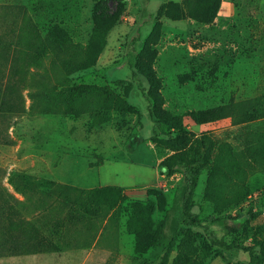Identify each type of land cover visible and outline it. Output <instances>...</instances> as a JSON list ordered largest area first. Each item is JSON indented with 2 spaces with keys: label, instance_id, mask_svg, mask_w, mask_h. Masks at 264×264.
I'll use <instances>...</instances> for the list:
<instances>
[{
  "label": "rangeland",
  "instance_id": "1",
  "mask_svg": "<svg viewBox=\"0 0 264 264\" xmlns=\"http://www.w3.org/2000/svg\"><path fill=\"white\" fill-rule=\"evenodd\" d=\"M49 151L154 182L140 198L44 183L23 156ZM197 153L194 210L253 217L224 237L264 244V0H0V264L248 263L200 235L168 242L182 219L171 167Z\"/></svg>",
  "mask_w": 264,
  "mask_h": 264
},
{
  "label": "trees",
  "instance_id": "2",
  "mask_svg": "<svg viewBox=\"0 0 264 264\" xmlns=\"http://www.w3.org/2000/svg\"><path fill=\"white\" fill-rule=\"evenodd\" d=\"M97 28L95 31L98 33L101 28ZM131 66L134 74L142 72L136 62L131 63ZM73 86L72 88H75L76 82L73 83ZM87 87L101 88L99 85H87ZM155 130L154 128L153 131L155 132ZM205 168L206 164L204 163L203 155L200 153H197L191 159H177L171 167L172 171L179 170L182 173L180 182L182 189V219L178 225L171 227V229L173 228V233L169 237V244L174 245L178 242L181 249H195L197 235H200L204 243L217 247L221 257L230 263L240 251H245L249 254V261L246 264H264V244L262 242L255 241L247 244L238 239L227 241L224 237V234H233L240 231L244 224L253 217L247 218L242 213L219 217H201L194 210L197 204L195 193L199 185L200 176L205 171ZM28 175L32 177V175ZM39 180L49 184L56 183L51 182L53 180L47 178H39ZM165 224L163 219L159 226L155 245H160L162 240L169 236L164 231ZM221 233L223 234L221 235Z\"/></svg>",
  "mask_w": 264,
  "mask_h": 264
},
{
  "label": "crops",
  "instance_id": "3",
  "mask_svg": "<svg viewBox=\"0 0 264 264\" xmlns=\"http://www.w3.org/2000/svg\"><path fill=\"white\" fill-rule=\"evenodd\" d=\"M31 155L32 156H30V154H26L23 156V159L28 160L26 165H22V168L25 169L26 172L34 176L37 175L38 177L53 180L56 182V184L63 183L78 189L89 190L95 187L116 185L124 187L126 193L132 197L140 198L133 192L139 189H146L147 191V188L154 182V173L157 179L158 177L160 178V171L158 168H155L154 172V167L151 164H147L145 162L137 161L135 163L142 167L147 166L151 168L153 180H151L149 183L141 184L139 186L136 184L129 185L118 182L114 178L115 172L112 169V163H108L112 162L109 158H105L98 163L92 162L90 160L88 162L83 161L78 163L80 157L79 153L76 152L63 153L59 155V153L55 151H49L44 152L43 154L32 153ZM65 162L67 163L68 167L65 169V171L57 173L56 170ZM142 167L139 169L141 173L144 171ZM103 170H105L106 173H104Z\"/></svg>",
  "mask_w": 264,
  "mask_h": 264
}]
</instances>
